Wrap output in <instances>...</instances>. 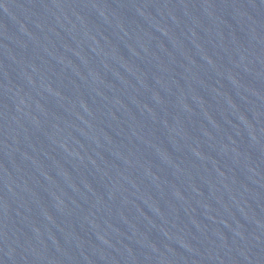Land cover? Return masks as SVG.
<instances>
[{"label":"water","instance_id":"1","mask_svg":"<svg viewBox=\"0 0 264 264\" xmlns=\"http://www.w3.org/2000/svg\"><path fill=\"white\" fill-rule=\"evenodd\" d=\"M0 264H264V0H0Z\"/></svg>","mask_w":264,"mask_h":264}]
</instances>
